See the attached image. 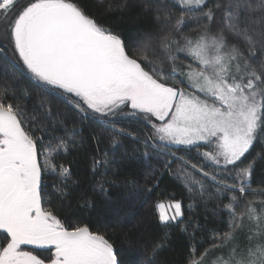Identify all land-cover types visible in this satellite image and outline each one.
Returning <instances> with one entry per match:
<instances>
[{
    "label": "snow or ice",
    "instance_id": "6c2138e0",
    "mask_svg": "<svg viewBox=\"0 0 264 264\" xmlns=\"http://www.w3.org/2000/svg\"><path fill=\"white\" fill-rule=\"evenodd\" d=\"M104 12L133 31L101 22L83 0H0V264H124L109 224L94 231L57 214L73 210L80 181L55 158L93 145L95 195L83 208L94 209L96 196L110 203L113 189L146 205L165 174L191 200L185 209L183 198L161 199L148 216L112 223L129 229L126 239L146 235L154 216L188 236L194 255L203 207L205 221L210 213L227 231L214 230L215 243L186 264H264V167L253 187L264 165V0H109ZM132 119L147 131L120 126ZM128 138L143 150H129ZM105 140L124 149L118 159ZM141 158L159 165L143 182L124 174ZM172 245L170 232L149 239L131 264H171Z\"/></svg>",
    "mask_w": 264,
    "mask_h": 264
},
{
    "label": "trees",
    "instance_id": "16d2710c",
    "mask_svg": "<svg viewBox=\"0 0 264 264\" xmlns=\"http://www.w3.org/2000/svg\"><path fill=\"white\" fill-rule=\"evenodd\" d=\"M109 0H83L84 5L88 8L90 12H93L97 15L98 19L104 23H111L116 25L126 36L129 35L133 31V24L127 18L120 20L117 18L116 15L106 14L104 12V8H106L107 3ZM11 55V53H9ZM180 62L183 63H190L189 60H185L183 56L180 57ZM173 81H169L172 83ZM35 83V82H33ZM29 90L34 91L31 89L30 86ZM62 101V98H61ZM31 105V102H29ZM59 107H63V103L59 105ZM122 127H127L129 131L140 133L143 129L147 131V127L145 124L132 119V120H124L121 125ZM87 134V130L85 131ZM124 143L128 146V149L135 145L140 150H143L142 145H136V142L132 139L128 138L124 140ZM100 147L104 150L109 151L110 156L114 155L117 159L120 157L121 153L124 149H113L108 145L107 140H105ZM179 148V150H177ZM204 149H201L203 151ZM260 150V146H256V151ZM95 151V146H90L87 152H77L73 151L66 155L57 156L54 160V163H63L64 165L71 164L73 170V178L80 181V187H77L73 192L72 197V211L69 212L67 207L64 208L63 213H60L56 209L58 215L67 216L71 223L73 224H87L92 230H104V225L109 224L108 227V238L114 244V248L117 253V257L119 260L123 261L124 264H131L133 259H136L135 252L141 248L142 244L149 239L155 238L156 236L170 232L171 238L173 241L172 248L164 253V255L171 261V264H186L187 260L190 259H198L199 253L203 252L204 249L208 248L211 244L215 243L213 241L212 233L213 231L224 232L227 231V227L225 224H221L218 221L214 220L211 217V214L208 213V220L205 221L204 210L203 207L196 209V212L199 213L198 219L200 220L201 224L204 225V228L201 232L197 233V252L194 255H190L189 249L192 245L189 243V237L180 233L179 230L175 227H166L164 225L158 224L155 221V217L151 216L150 219L152 220L153 224L150 231L144 235L142 238L133 235L132 238L126 239L125 233L129 231L127 228H120V227H111L112 223H115L117 220L124 218V217H135L136 219H141L142 217L148 216L151 211V205L155 202L163 199L168 200L173 196L176 199L184 200L185 209H187V205L191 203V200L188 198L187 190L182 186V184L172 178L170 175L165 174V176L161 179L159 187L155 189L153 193H151V200L148 204L141 206L139 201L137 200L136 193L131 190H124V189H113L111 192L112 201L110 203H106L103 197L96 196L95 199V207L94 209L90 210L88 208H83V199L91 198L95 194L91 190V184L93 182L92 172H91V161L86 159L92 152ZM172 151H175L177 155L186 156V158H190L193 164L198 163L200 157L198 156L196 149L188 150L185 146H174ZM255 155V153H253ZM156 160H146V159H139L132 163L131 166L127 167V172L125 175H132L138 177L141 182H143V177L146 172H150L152 167H158ZM264 165H261L257 168L256 172V183L253 187L259 186V181L261 179L262 173L261 168ZM211 170V169H206ZM101 171H105L101 169ZM188 175L191 176L195 180H201L202 177L198 172L193 171L192 169H188ZM97 179L100 178L99 173H97ZM107 178H112V172H107ZM56 177L54 175H48L46 177V181L48 182L49 186L54 183ZM249 199H253V197H249ZM256 199H259L257 197ZM227 203V201H225ZM48 207V205H45ZM211 207V205H209ZM227 216L225 215V220ZM191 232V229H189ZM203 238V241H202ZM30 250V249H25ZM227 249L225 250V253ZM42 255V258L47 256L49 253L43 251L39 253ZM220 255V253H215L210 255L209 259H216V257ZM226 258V257H225Z\"/></svg>",
    "mask_w": 264,
    "mask_h": 264
},
{
    "label": "water",
    "instance_id": "95a60500",
    "mask_svg": "<svg viewBox=\"0 0 264 264\" xmlns=\"http://www.w3.org/2000/svg\"><path fill=\"white\" fill-rule=\"evenodd\" d=\"M25 247V249H32V246H24Z\"/></svg>",
    "mask_w": 264,
    "mask_h": 264
}]
</instances>
